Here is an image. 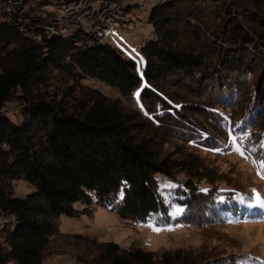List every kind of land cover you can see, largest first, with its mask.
Returning a JSON list of instances; mask_svg holds the SVG:
<instances>
[{
	"label": "trees",
	"instance_id": "16d2710c",
	"mask_svg": "<svg viewBox=\"0 0 264 264\" xmlns=\"http://www.w3.org/2000/svg\"><path fill=\"white\" fill-rule=\"evenodd\" d=\"M15 2L22 7L9 6ZM49 7L50 0H0V264H44L58 217L77 216L74 205L93 199L123 220L157 227L264 221V204L198 156L232 139L264 168V0H161L146 20L143 78L107 43L78 47L79 29L47 38ZM51 81L64 86L58 95L45 91ZM142 82L139 112L126 104ZM165 139L181 147L166 152ZM17 181L32 191L14 196ZM213 250L190 258L108 242L94 264L251 263Z\"/></svg>",
	"mask_w": 264,
	"mask_h": 264
},
{
	"label": "rangeland",
	"instance_id": "374dc122",
	"mask_svg": "<svg viewBox=\"0 0 264 264\" xmlns=\"http://www.w3.org/2000/svg\"><path fill=\"white\" fill-rule=\"evenodd\" d=\"M50 2L51 7L46 10L48 12L57 11L58 8L60 10V6L64 4L56 0ZM160 2L161 0H120V5H103L110 14L123 18V21L116 23L117 27L109 30L105 43L118 50L127 60L133 61L140 78H143L145 65L140 46L152 38V27L146 20L150 10ZM86 4V8L98 5L88 1ZM14 5L22 7L18 2L9 4ZM127 7L129 11L125 12L122 8ZM59 27H65L69 32L75 29L65 22L60 23ZM143 86L142 82L134 91L131 100L126 104L127 107L144 112L141 102ZM163 87L171 92L179 93L181 90L174 82H164ZM63 88L58 81H51L44 87L49 95H58ZM97 88L107 96L119 97L115 90L106 85L98 84ZM231 140L224 148L211 155L198 156L213 171L224 176L228 185L249 193L250 197L264 198V179L261 178L264 176V168L261 164L257 166L251 158L245 157L241 148ZM165 141L167 144L164 150L171 154L177 152V146L181 147L175 140ZM186 149L197 155L190 148ZM31 191L32 188L24 181L13 183V193L16 197H24ZM74 208L79 212L77 216L58 217V232L48 238L43 252L44 264H94L100 254L99 246L108 242L115 243L122 249L141 247L152 254L182 250L190 258L197 257L201 252L207 254L211 249H215L210 252L214 255L239 252L250 258V264H264V221L204 228H188L181 225L157 227L150 221L134 224L123 220L117 214L96 205L94 199L88 207L77 203ZM85 209L87 212H83Z\"/></svg>",
	"mask_w": 264,
	"mask_h": 264
},
{
	"label": "built area",
	"instance_id": "2783aa9c",
	"mask_svg": "<svg viewBox=\"0 0 264 264\" xmlns=\"http://www.w3.org/2000/svg\"><path fill=\"white\" fill-rule=\"evenodd\" d=\"M86 5V0H81L79 4L66 3L60 6V10L58 8L57 11H50L49 17L43 21V34L47 38H51L52 35L67 38L70 36L68 29L59 27L60 23L65 22L70 28L81 30L82 38L76 43L78 47H92L96 43L106 44L109 30L117 27L116 23L123 21V18L110 14L103 5H93L87 8ZM32 38L39 42L42 39L40 35Z\"/></svg>",
	"mask_w": 264,
	"mask_h": 264
},
{
	"label": "snow or ice",
	"instance_id": "6c2138e0",
	"mask_svg": "<svg viewBox=\"0 0 264 264\" xmlns=\"http://www.w3.org/2000/svg\"><path fill=\"white\" fill-rule=\"evenodd\" d=\"M261 178L264 179V176H261ZM257 201L260 202V203H262V204H264V201H260V198L259 197H257Z\"/></svg>",
	"mask_w": 264,
	"mask_h": 264
},
{
	"label": "water",
	"instance_id": "95a60500",
	"mask_svg": "<svg viewBox=\"0 0 264 264\" xmlns=\"http://www.w3.org/2000/svg\"><path fill=\"white\" fill-rule=\"evenodd\" d=\"M52 39H55L56 38V36L55 35H52V37H51Z\"/></svg>",
	"mask_w": 264,
	"mask_h": 264
}]
</instances>
